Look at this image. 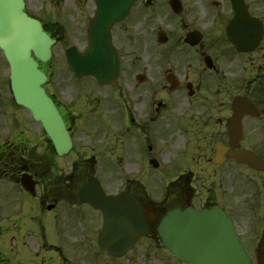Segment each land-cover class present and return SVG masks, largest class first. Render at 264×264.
Here are the masks:
<instances>
[{
	"label": "flooded vegetation",
	"instance_id": "af4514ba",
	"mask_svg": "<svg viewBox=\"0 0 264 264\" xmlns=\"http://www.w3.org/2000/svg\"><path fill=\"white\" fill-rule=\"evenodd\" d=\"M245 2L262 31L255 47L238 51L229 40L231 4L189 10L182 0L179 14L168 5L147 57L138 47L127 67L123 47L132 39L131 15L112 28L121 68L116 85L101 86L103 96L86 85L70 93L47 84L77 157L66 163L54 154L43 129L35 136L41 148L25 130L0 144V234L5 222L11 238L0 249V264H139L140 251L165 252L169 259L161 264H171L158 233L163 217L213 206L227 213L252 262L264 264V6ZM43 25L59 37L55 27ZM193 31L196 44L185 42ZM4 86L0 102L13 103ZM93 177L107 195L130 196L145 214L148 234L120 258L101 249L103 214L81 198ZM249 192L237 207V198Z\"/></svg>",
	"mask_w": 264,
	"mask_h": 264
},
{
	"label": "water",
	"instance_id": "95a60500",
	"mask_svg": "<svg viewBox=\"0 0 264 264\" xmlns=\"http://www.w3.org/2000/svg\"><path fill=\"white\" fill-rule=\"evenodd\" d=\"M95 1L98 10L90 24L89 49L79 53L71 48L67 60L78 77L93 75L100 84L114 83L119 74V59L110 30L126 17L136 0ZM232 3L236 18L228 27L229 38L239 50L255 47L261 39L260 25L249 18L244 0ZM171 4L178 10V0H172ZM24 9V0H0V49L10 64L16 102L43 124L57 152L63 155L72 147L71 137L42 86L47 76L38 63L51 58L56 40ZM190 35L187 41H192ZM82 199L103 211L106 225L99 243L110 255H123L148 231L143 212L127 196H105L95 184H89L82 191ZM159 234L174 257L187 264H252L233 226L218 207L199 213L191 208L170 212L163 219Z\"/></svg>",
	"mask_w": 264,
	"mask_h": 264
},
{
	"label": "rangeland",
	"instance_id": "374dc122",
	"mask_svg": "<svg viewBox=\"0 0 264 264\" xmlns=\"http://www.w3.org/2000/svg\"><path fill=\"white\" fill-rule=\"evenodd\" d=\"M28 11L45 20L46 24L50 27L49 23L56 22V27L58 34L63 35V41L58 43L54 48V55L50 62L45 65L51 75V87L57 86L59 90L62 89L63 92H71L76 85V79L70 74L67 69V62L65 59V49L68 46L77 45L79 49H85L88 45L87 43V27L88 21L92 17V12L95 10L94 0H26ZM169 0H155V5L153 7H148L145 4V0H139L134 8L133 13L129 17L130 28L129 33L132 39L129 38V43L123 47V54L126 58L123 59L126 67L128 63L132 61V55L135 53L139 47L141 56H146L149 52L150 39L155 34V30L162 25V20L164 19L165 11L168 10ZM218 2L219 4H228L229 0H184V5L187 9L191 10L193 8L201 9V5L207 4L211 6L212 3ZM253 3L264 6V0H252ZM204 14L203 12H201ZM164 22V20H163ZM128 57H126V53ZM147 57V56H146ZM149 75V74H148ZM9 78V67L8 63L5 61L2 53L0 52V83L4 86V82H8ZM82 84L89 86L92 90H96V95H102V89L97 86V84L89 77H86L80 81ZM53 90V89H52ZM102 98V97H101ZM94 98L90 99L93 102ZM109 100V99H108ZM91 105H93L91 103ZM98 105V101L94 102V107ZM0 143L10 139H14L21 130L28 132V137L31 139L32 145L37 148L43 147L41 143L36 144V135L39 136L43 133L40 123L33 122L32 117L28 111L23 107H20L11 102L2 101L0 102ZM108 127H111L107 123ZM107 127L106 132L109 131ZM80 138L78 141H82L84 137L79 133ZM78 142V143H82ZM110 146L115 144L108 140ZM110 153V151H108ZM107 152V153H108ZM113 154V152H112ZM115 159L116 153L112 155ZM77 157L76 153H71L70 156L64 158L65 162L69 159H74ZM107 157L111 156L107 154ZM67 160V161H66ZM111 173L100 172L99 175L102 179H111ZM252 184V182H251ZM249 189V188H248ZM238 194V193H237ZM244 193L237 198V207L244 204L251 197V193ZM257 198L262 196V188H258L256 193ZM253 197V196H252ZM254 200V198H252ZM262 201V197L260 198ZM252 200V206L250 212L255 210V204ZM3 211L5 215L10 214V207L4 205ZM4 230L0 234V249L6 248V241L10 243V233L5 230L6 223H2ZM71 238V237H70ZM73 242L75 240H72ZM71 241V242H72ZM140 250V248L138 249ZM141 255L139 264H161L160 260L166 259L162 256L161 252H138ZM166 255V253H164ZM149 256V257H144ZM176 264V263H175Z\"/></svg>",
	"mask_w": 264,
	"mask_h": 264
}]
</instances>
